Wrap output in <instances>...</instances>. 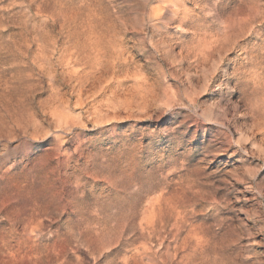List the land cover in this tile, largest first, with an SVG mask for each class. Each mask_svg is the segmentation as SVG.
Masks as SVG:
<instances>
[{
  "label": "rangeland",
  "instance_id": "1",
  "mask_svg": "<svg viewBox=\"0 0 264 264\" xmlns=\"http://www.w3.org/2000/svg\"><path fill=\"white\" fill-rule=\"evenodd\" d=\"M0 264H264V0H0Z\"/></svg>",
  "mask_w": 264,
  "mask_h": 264
},
{
  "label": "bare ground",
  "instance_id": "2",
  "mask_svg": "<svg viewBox=\"0 0 264 264\" xmlns=\"http://www.w3.org/2000/svg\"><path fill=\"white\" fill-rule=\"evenodd\" d=\"M8 50V49H7ZM80 63V62H79ZM34 64V63H33ZM97 64V63H96ZM100 64V63H99ZM98 64V65H99ZM87 65V64H86ZM90 65V64H89ZM30 66V65H29ZM38 66V65H37ZM80 67V66H79ZM86 68V67H85ZM89 68V67H88ZM100 69H103V68H100ZM81 70H83V69H81ZM85 70V69H84ZM83 70V71H84ZM95 70V69H94ZM33 71V70H32ZM86 71H88V70H86ZM91 71H92V69H91ZM74 72V71H73ZM78 72V71H77ZM76 72V73H77ZM80 72V71H79ZM89 72H90V70H89ZM100 72V71H99ZM102 72V71H101ZM43 73V72H42ZM95 73V72H94ZM94 73H92V74H89V75H87V76H85L84 77V79H82L81 80V84H80V86H79V88L77 87V89H79V92L83 89V88H87V86H86V83H88L89 81H91L92 83L91 84H94L95 83V80H99L100 78V76H102V75H100V76H97L96 74H94ZM73 74H75V73H73ZM34 75V74H33ZM40 75H41V73H40ZM77 75V74H76ZM99 75V74H98ZM43 76H44V74H43ZM42 76V77H43ZM69 76V75H68ZM68 76H66L67 78H68ZM80 76V75H79ZM77 77V76H76ZM83 77V76H82ZM33 78V77H32ZM74 78V77H73ZM73 78H72V81H73ZM79 78V77H78ZM81 78V77H80ZM40 79V78H39ZM42 79V78H41ZM69 80V79H68ZM79 80V79H78ZM77 80V81H78ZM20 81V80H19ZM23 81V80H22ZM28 82V81H27ZM98 82V81H97ZM24 83V82H23ZM43 83H44V81H43ZM72 83L70 82V84H68V85H71ZM90 84V85H91ZM33 85V84H32ZM88 85V84H87ZM55 86V85H54ZM73 86V85H72ZM99 86V85H98ZM120 86V85H119ZM125 86V85H124ZM130 86V85H129ZM68 87V86H67ZM76 87V86H75ZM89 87V86H88ZM92 87V86H91ZM113 87V86H112ZM111 87V88H112ZM35 88V87H34ZM85 88V89H86ZM130 88V87H129ZM140 88V87H139ZM90 89V88H89ZM93 89H95L94 88V86H93ZM132 89V88H131ZM141 89V88H140ZM56 90V89H55ZM86 90H88V89H86ZM123 90V89H122ZM53 91V90H52ZM69 91V93H70V91L71 90H68ZM85 91V90H84ZM116 91V90H115ZM115 91H114V93H115ZM121 91V90H120ZM124 91V90H123ZM122 91V92H123ZM130 91V90H129ZM60 92H61V90H60ZM98 92V91H97ZM102 92V91H101ZM134 92V91H133ZM73 93V92H72ZM84 93V92H83ZM88 93H90V92H88ZM92 93V92H91ZM95 93V92H94ZM128 93H130V92H128ZM54 94V93H53ZM67 94V93H66ZM75 94V93H74ZM116 94V93H115ZM132 94V93H131ZM64 95V94H63ZM80 95V94H79ZM85 95V94H84ZM84 95H82V96H84ZM103 95V94H102ZM120 95V94H119ZM130 95V94H129ZM135 95V94H134ZM54 96V95H53ZM70 96V95H69ZM81 96V95H80ZM120 96H122V94L120 95ZM133 96V95H132ZM36 97V96H35ZM72 97V96H71ZM114 97V96H113ZM116 97V96H115ZM114 97V98H115ZM118 97V96H117ZM124 97V96H123ZM137 97V96H136ZM49 98V97H48ZM53 98V97H52ZM51 98V99H52ZM106 98V97H105ZM117 99V98H116ZM131 99V98H130ZM26 100H29V99H26ZM60 100V102H56L57 104H52V105H50V103H47V104H49V106L48 107H46L45 108V111H46V115L49 117V119H51V120H53L54 121V123L55 124H59V126H57L58 127V129L57 130H59V131H62L63 132V130H62V126L60 125V123H61V120L62 119H60V116H61V114H60V116H58V110L55 108V106H58V105H63V101H62V99L60 98L59 99ZM100 100V99H99ZM119 100V99H118ZM126 100V99H125ZM54 101V100H53ZM52 101V102H53ZM121 101V100H120ZM124 101V100H123ZM46 102V101H45ZM66 103V102H65ZM70 103V102H69ZM103 103V102H102ZM117 103V102H116ZM123 103V102H122ZM40 104H42V103H40ZM98 104V103H97ZM101 104V103H100ZM99 104V105H100ZM126 105H127V102L125 103ZM38 105V104H37ZM43 105V104H42ZM109 105V104H108ZM123 105V104H122ZM44 106H46V105H44ZM107 106V105H106ZM111 106V105H110ZM37 108V107H36ZM69 108H71V107H69ZM38 109V108H37ZM40 110V109H39ZM99 110V109H98ZM9 112V111H8ZM21 112H23V109H22V111ZM25 112V111H24ZM37 112V111H36ZM101 112V111H100ZM25 113H27V112H25ZM39 114V113H38ZM22 115H24L23 113H22ZM26 115V114H25ZM35 116V115H34ZM13 118V117H12ZM16 119H18L17 117H15ZM20 118V117H19ZM37 118V117H36ZM35 118V119H36ZM40 119V118H39ZM46 119V118H45ZM48 119V118H47ZM46 119V120H47ZM67 119V118H66ZM69 119V118H68ZM104 120V119H103ZM10 121V120H9ZM8 121V122H9ZM42 122V121H41ZM5 124V123H4ZM16 124H17V122H16ZM28 124V123H27ZM44 124V123H43ZM64 124V123H63ZM72 124V123H71ZM104 124V123H103ZM6 125V124H5ZM8 125V124H7ZM21 125V124H20ZM26 125V124H25ZM100 125V124H99ZM22 126V125H21ZM24 126V125H23ZM39 127H37L36 126V128H31L32 130L30 131V132H28L27 131V135L29 136V140H30V138L31 139H33L34 137H36V136H39V135H42V137L40 138L39 137V139H38V141H39V143H40V145L42 146V147H44V146H50V145H55V147L53 146V147H49L50 148V150L51 151H60L61 150V145H57V142H60L61 140H60V138L58 137V132H57V130H55L56 132L54 133H51L50 131L48 132V131H46L47 129H43L42 127H40V125H38ZM51 126V125H50ZM66 126V125H65ZM13 127V126H12ZM25 127V126H24ZM46 127H47V125H46ZM106 127V126H105ZM26 128V127H25ZM75 128V127H74ZM101 128V127H100ZM103 128V127H102ZM107 128V127H106ZM134 128V127H133ZM17 129H19V128H17ZM16 129V130H17ZM22 129V128H21ZM24 129V128H23ZM49 129V128H48ZM98 129V128H97ZM116 129V128H115ZM16 130H14V131H16ZM18 131V130H17ZM21 131V130H20ZM75 131V130H74ZM73 131V132H74ZM112 131H113V129H112ZM121 131V130H120ZM19 133V132H18ZM71 133V132H70ZM109 133V132H108ZM111 133V132H110ZM12 134V133H11ZM17 134V133H16ZM7 135H9V134H7ZM15 135V134H14ZM66 135V134H65ZM99 135V134H98ZM120 135V134H119ZM13 136V135H12ZM27 136V137H28ZM22 137V136H21ZM66 137V136H65ZM64 137V138H65ZM71 137V136H70ZM114 137H116V136H114ZM117 138V137H116ZM120 138V137H119ZM5 139V138H4ZM22 139V138H21ZM28 139V138H27ZM2 140V139H1ZM17 140V139H16ZM52 141V142H48V141ZM117 140V139H116ZM95 141V140H94ZM5 142H7V141H5ZM9 142V141H8ZM14 142V141H13ZM19 142V141H18ZM37 143V142H36ZM32 144V143H31ZM69 144V143H68ZM86 144V143H85ZM33 146V145H32ZM31 146V147H32ZM74 146V145H73ZM84 146V145H83ZM82 146V147H83ZM91 146V145H90ZM96 146V145H95ZM95 146H94V148H95ZM67 147H68V145H67ZM86 147V146H85ZM11 148V147H10ZM33 148V147H32ZM79 148V147H78ZM88 148V147H87ZM100 148V147H99ZM77 149V148H76ZM30 150V149H29ZM38 150V149H37ZM40 150V149H39ZM49 150V151H50ZM85 150V149H84ZM89 150V149H88ZM2 151V150H1ZM76 151V150H75ZM3 152V151H2ZM85 152H87V150L85 151ZM98 152V151H97ZM101 152H103V151H101ZM54 153V152H53ZM53 153H51V156H52V154ZM81 153V152H80ZM88 153H90V152H88ZM99 153V152H98ZM140 153V152H139ZM32 154H33V152H32ZM49 154V153H48ZM79 155V154H78ZM84 155V154H83ZM41 156V155H40ZM54 156V155H53ZM83 157V156H82ZM106 157V156H105ZM18 158V157H17ZM31 158H32V156H31ZM50 158V157H49ZM85 158V157H84ZM87 158V157H86ZM73 159V158H72ZM77 159H79V158H77ZM128 159V158H127ZM130 159V158H129ZM85 160V159H84ZM137 159H135V161H136ZM12 161V160H11ZM52 162V161H51ZM87 162V161H86ZM89 162H90V160H89ZM128 162V161H127ZM139 162V161H138ZM81 163H82V161H81ZM84 163V162H83ZM7 164V163H6ZM49 164V163H48ZM50 165V164H49ZM57 164H55V166H56ZM79 165V164H78ZM77 165V166H78ZM85 165V164H84ZM129 165V164H128ZM7 166V165H6ZM53 166V165H52ZM12 167H13V169H12V171L17 175V178H16V182H14L13 184V186L12 187H10L9 188V190H5V197H6V199H7V202H8V205H9V207H11V208H13L12 209V211H8L7 212V214L8 215H10V217H12V216H17V217H25V216H27V217H48V216H52V215H58V214H60V213H56V212H51V210H49V209H47L48 207H46L45 205H44V207H46V208H44L43 207V205L42 204H38L36 201H34L33 200V198H32V196H31V193H32V191H33V189L36 187V183H38L39 182V176H38V174H40V168L39 167H37V165L36 164H32L31 163V160H30V156H29V151H27V152H24L23 154H20V156H19V158L17 159V160H15V162L12 164ZM46 167V166H45ZM79 167V166H78ZM127 167V166H126ZM3 169V168H2ZM69 169V168H68ZM67 169V170H68ZM45 170V169H44ZM61 171H63V170H61ZM70 171H71V169H70ZM14 174V175H15ZM85 174V173H84ZM89 174V173H88ZM61 175V174H60ZM59 175V176H60ZM82 177V176H81ZM83 178V177H82ZM86 178V177H85ZM43 179V178H42ZM69 180V179H68ZM72 180V179H71ZM8 181V180H7ZM12 182V181H11ZM79 182V181H78ZM10 183V182H9ZM5 184V183H4ZM9 186V185H8ZM10 186H11V183H10ZM41 186V185H40ZM48 186V185H47ZM46 186V187H47ZM5 189V188H4ZM8 189V188H7ZM42 189V188H41ZM48 189V188H47ZM68 189V188H67ZM73 191V190H72ZM44 192H45V189H44ZM64 192H65V190H64ZM43 193V192H42ZM42 193H40V194H42ZM39 194V195H40ZM46 194V193H45ZM50 194V193H49ZM66 194V193H65ZM38 196V195H37ZM46 196H48V195H46ZM49 197V196H48ZM35 198H37V197H35ZM48 200V199H47ZM47 200L45 201V203L47 202ZM40 203V202H39ZM44 203V202H43ZM47 204V203H46ZM23 207V208H22ZM34 207H36V209H32V208H34ZM22 208V209H21ZM55 211V210H54ZM58 212V211H57ZM60 212V211H59ZM2 213V212H1ZM64 213H66V212H64ZM16 218V217H15ZM14 218V219H15ZM18 219V218H17ZM20 219V218H19ZM22 219V218H21ZM12 220V219H11ZM30 220V219H29ZM13 221V220H12ZM20 221V220H19ZM25 221V220H24ZM11 222V221H10ZM6 223V222H5ZM22 223V222H21ZM19 225V224H18ZM21 225V224H20ZM10 227H11V229L9 230V231H12V232H17L16 231V223H12L11 225H10ZM23 227V226H22ZM21 229V228H20ZM22 231V230H21ZM33 231L34 232H41V230L37 227L36 229H33ZM20 232V231H19ZM19 234V233H18ZM17 235V234H16Z\"/></svg>",
  "mask_w": 264,
  "mask_h": 264
}]
</instances>
